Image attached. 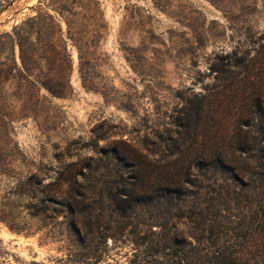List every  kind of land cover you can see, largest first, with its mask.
Masks as SVG:
<instances>
[{"label":"rangeland","instance_id":"374dc122","mask_svg":"<svg viewBox=\"0 0 264 264\" xmlns=\"http://www.w3.org/2000/svg\"><path fill=\"white\" fill-rule=\"evenodd\" d=\"M39 15L60 56H0V264H264V0H0V36ZM85 193L84 246L41 201Z\"/></svg>","mask_w":264,"mask_h":264},{"label":"trees","instance_id":"16d2710c","mask_svg":"<svg viewBox=\"0 0 264 264\" xmlns=\"http://www.w3.org/2000/svg\"><path fill=\"white\" fill-rule=\"evenodd\" d=\"M59 32H60V29H58V25L55 23V19L51 15H39L35 18L29 19L22 25L16 27L14 29L13 35L6 34V35L0 36V41L3 39H6V41L3 42V45L0 48V56H2L3 54H6L7 55L6 61L8 63L10 60V57L14 56L15 46L17 44L19 47L20 57H21V61L25 69V72L31 73L36 68L34 66L38 65V62H37L38 60H36L35 58L36 53L39 50L38 47H36L38 45L33 44L31 41L34 34L37 33V35L39 36L38 40L40 42H42L44 39V41L46 42V45L52 50L51 53L55 52V56H60L61 53H58L55 51L56 50L55 47L57 46V43L56 44L52 43L56 34H58ZM26 45H29L28 48H26ZM47 51L48 50H45V53H48ZM27 62H30V66H27ZM2 65L5 66V68L4 69L0 68V84H4V82L9 79V75L13 70V67L9 66L6 63H3ZM33 178L34 177H32L31 180H33ZM47 197L48 198H43L41 202L44 203L45 201H48L49 203V202L60 201L59 203L62 202L63 203L62 205H66V207L68 208L69 214L73 217L70 224L72 228L74 229L75 233L77 234V236L82 240V243L84 246L88 238H96L97 235L100 236V233L98 230L94 228L92 229V225H93L92 220L97 221V217L99 216L95 215V209L93 206L94 202L91 199V197H88L86 195V193L75 195V196H73L72 194H69L68 197L62 200H58L56 198H49V196ZM79 218L85 219V221L83 222L82 228L78 226V223H80ZM0 222H5L8 224V222H6V220H4L1 217H0ZM8 226L11 230H14L17 232L22 231L12 225L8 224ZM95 234H96V237H95ZM90 247H91L90 244L87 245L88 252L90 253V255L89 254L87 255H89L91 259H95V256H94L95 254L92 253L93 250ZM155 249H157L158 251H161V250L164 251V250L172 249V247L168 245H161V246H157ZM175 251L177 252L178 250H175ZM159 257L161 256L155 254L154 252L153 253L149 252L148 254H144L142 258L140 259L137 258L136 260H134L132 264H149V263L164 264L163 261L159 259ZM99 261L100 260L98 258L95 260L93 264H97ZM170 264H223V263L222 262L219 263L214 260H199L195 262L183 263L182 260L173 259L170 261ZM229 264H232V262H229Z\"/></svg>","mask_w":264,"mask_h":264}]
</instances>
